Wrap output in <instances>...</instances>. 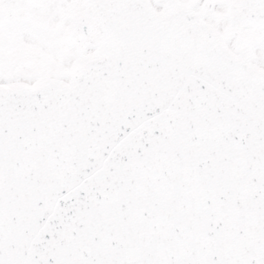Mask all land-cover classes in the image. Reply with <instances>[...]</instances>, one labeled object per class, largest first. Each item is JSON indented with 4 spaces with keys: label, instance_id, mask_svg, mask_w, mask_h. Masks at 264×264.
I'll list each match as a JSON object with an SVG mask.
<instances>
[{
    "label": "snow or ice",
    "instance_id": "6c2138e0",
    "mask_svg": "<svg viewBox=\"0 0 264 264\" xmlns=\"http://www.w3.org/2000/svg\"><path fill=\"white\" fill-rule=\"evenodd\" d=\"M0 264H264V0H0Z\"/></svg>",
    "mask_w": 264,
    "mask_h": 264
}]
</instances>
